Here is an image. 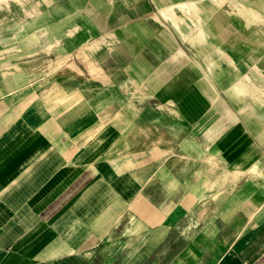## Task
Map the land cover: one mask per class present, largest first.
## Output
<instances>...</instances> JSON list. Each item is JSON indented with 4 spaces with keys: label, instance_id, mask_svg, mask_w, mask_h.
Here are the masks:
<instances>
[{
    "label": "crops",
    "instance_id": "crops-1",
    "mask_svg": "<svg viewBox=\"0 0 264 264\" xmlns=\"http://www.w3.org/2000/svg\"><path fill=\"white\" fill-rule=\"evenodd\" d=\"M149 2L139 0L124 14L114 15H124L131 23L123 28L118 25L111 34L107 27L103 30L102 40L110 44L109 48L106 44L104 47L102 40L82 43L80 65L69 60L60 68L64 71L74 63L82 75L71 71L74 78L64 79V87L48 89L46 94L38 90L37 96L43 95L45 99L40 97L32 104L19 102L10 106L3 99L8 89L1 87L0 264L264 263V250L253 244L260 239V234L233 230V219L237 215L244 218L242 223L248 224V214H244L243 209H249L254 200L225 201L223 204L210 200L207 206L200 207L208 208L209 213L204 231L186 237L183 233L174 234V230L191 210L202 203L194 195L201 189L191 190L171 203L169 193L178 188H170L165 180L164 166L158 167L157 163L146 169L144 181L138 178L140 185L129 190L121 189L120 184L114 187L102 176L87 187L94 178L93 172L85 170L83 159L72 162L69 153L74 145L73 139L89 128L92 105L104 108L105 102L113 101L108 113L115 105L118 106L116 112L121 106L132 104L129 127L136 126L139 133L150 135L145 140L153 146L171 142L180 146L190 131L194 144H197L196 139L201 144V129L207 124V151L203 155H189L192 161L202 162V157L208 155L217 163L225 162L224 171L229 170L227 162L234 164L229 171L246 170L258 162L264 173V141L245 138L235 141L227 138V130L219 132L218 122L227 127L232 110L225 101L218 105L221 94L218 96L211 87L216 61L210 58L214 62H209L208 70H205L195 58H191L192 61L175 58L182 47L178 46L173 32L158 15L156 28L150 27L141 33L132 30L134 22L154 13ZM166 7H171L174 12L178 7L184 12L180 3ZM89 50L96 52L92 60L88 59ZM231 61L233 65V59ZM91 69L93 73L89 72ZM26 79L37 84L28 74ZM201 81L208 82L211 88L203 90ZM35 84L34 88L32 85L25 88L22 83L21 89L37 90ZM241 133L238 131L235 136L238 138ZM136 134L129 139L127 148L111 162L117 176L129 172L136 174L131 169L125 172L122 168L125 163L131 168L132 159H136L133 158L138 154L136 151L125 155L136 143ZM250 135L258 137L261 134L254 132ZM220 137L225 138L218 141ZM106 140L107 137L103 136L101 140H91L84 145L78 137L76 142L80 148L87 146L92 154H97ZM184 157L187 156L180 159H186ZM207 165L210 173L216 171L211 164ZM239 192L258 194L264 193V189L256 186ZM191 194L193 197L186 203L185 199ZM141 201L150 211L141 207ZM89 208L95 211H88ZM152 209L157 212L156 216ZM201 210L196 217L199 222L204 216ZM217 210L223 212L218 215ZM261 223L264 224V220ZM163 225L167 230L160 240L156 237ZM215 241L221 246L219 251L212 248Z\"/></svg>",
    "mask_w": 264,
    "mask_h": 264
},
{
    "label": "rangeland",
    "instance_id": "rangeland-1",
    "mask_svg": "<svg viewBox=\"0 0 264 264\" xmlns=\"http://www.w3.org/2000/svg\"><path fill=\"white\" fill-rule=\"evenodd\" d=\"M138 1L51 0L48 4L45 0H4L0 6V58L6 64L17 68L21 67L32 74L33 81L37 82V84L29 82L26 79L22 82L23 87L28 88L32 85V88H34L33 85L35 84V87L41 90V94H46L48 89L58 90L64 87L62 85L64 79L74 78L70 69L65 68L64 71H61L60 63L73 60L79 64L81 60L79 48L81 45L101 41L104 35L103 30L106 27L108 33L111 34L115 27L117 29L118 25H120L119 28L129 25L130 21L124 15L117 17L114 15L117 13L124 14L131 5L138 3ZM149 1L150 8L154 13L149 17L134 22L132 30L141 33L150 27L156 28L155 26L159 24L156 16L158 15L166 23L171 32H173L178 46H181L190 58L198 60L205 70H208V58L211 56L217 63L213 71L212 80L221 94L218 105L220 102L224 103L225 101L232 110L230 112L232 117L228 121L227 127L223 122L222 124L218 122V126L221 127L219 132L224 133L227 130V138L236 139L235 141L242 138L257 140L258 142L264 141V108L252 102H241L233 99L225 92L230 83L239 76L245 73L254 74L253 68L255 66L264 71V0H230L224 5L223 9L209 0ZM183 2L196 3V7L199 9V12L196 14V19L200 18L203 22V28L207 38L206 43L192 45L190 42L183 40L180 33L165 21L163 16L158 12L160 7ZM245 7H251L258 11L262 15L263 20L248 28L243 13H241V9ZM175 13L183 18V13L178 7L175 8ZM182 28L189 36L194 35L192 29H196L195 21L184 19ZM157 38L159 39V33L157 34ZM102 42L104 47L105 44L108 48L110 47V44L103 40ZM210 45L212 47H209ZM215 45L221 46L222 48H218L231 56L234 65L220 57L217 48L213 47ZM189 46H194V48ZM95 54L96 52L89 50L88 59H94L96 57ZM9 79L7 75H2L0 71V82H3V84H0V93L3 94L2 88L4 90L8 89V93L4 95L3 99L9 105H16L19 104L20 100L24 97L22 94L26 91L20 89L15 94L14 92H9L12 89ZM257 81L264 88V79L259 78ZM200 85L203 90L211 88L206 81H201ZM19 87L22 86L20 85ZM40 97L41 99H45L43 95H38L34 98H27L20 103L30 102L32 99L38 100ZM137 101V105H140L139 100ZM110 105L113 104L107 103V106ZM131 105L126 104L119 109L130 112ZM92 106V111L89 114L91 119L96 111L103 109V107H98L97 104ZM117 107L115 105L113 109L111 108L108 113V118L113 116ZM238 131L242 132V136L237 138L235 133ZM207 132L208 128L206 124V128L201 129V144H198V139L195 140L197 144H194L190 131L180 146L175 142L162 146L159 145L165 152L158 157L153 155V144L151 145L148 140H145V137H149L150 135L137 132L136 137L138 139L136 143L131 147V151L125 154L128 156L130 153H135L134 151H136L138 154L133 157L136 159H132L131 168H129L128 163L123 164L122 168L125 172H128L129 169L135 171L138 178L144 181V173L146 169L151 167L150 165L157 163L158 167L164 166L167 174L165 180H167L168 185L170 188H178L174 189L175 191L172 193H169L168 197L171 203L180 200L182 196L187 195L191 190L201 189L194 195L196 200L202 203L195 210H191L188 217L174 230V234L183 233L186 234V237H191L195 232L204 231L206 225L204 223H206L209 213L208 208L200 207L207 206L210 200L221 201L222 204L225 201L254 200V203H252L249 209H243V213L248 214V224L242 223V221L244 222V218L237 215L233 219L235 223L233 230L238 233L260 234V239L254 241L253 244H257L258 248L264 250V224L261 223L264 220L262 219L264 218V193L257 194L249 192L242 194L239 192L241 189L251 190L256 186L263 190L264 180L255 181V179L247 176L236 182L228 181L224 179L225 171L222 169L223 167L226 168L224 166L226 165L225 162L218 161L222 166L210 173L207 163L192 161V157L189 155L196 153L203 155L207 151ZM254 132L260 133L261 135L252 137L250 133ZM224 138L220 137L218 141ZM77 139L78 136L73 139L74 145L70 153L72 156H76L79 153ZM181 156H187L190 159H180ZM81 161L85 163L86 160ZM227 163V169L230 170L234 167V164ZM119 178L122 179V176L116 177V184H120L122 186L121 189L126 190L128 182L121 183V179ZM204 180L207 182L203 184L202 182ZM241 186L244 187L242 188ZM209 190H212V192L210 193ZM226 190L228 191L226 192ZM192 197L193 194L189 195L185 199V202L187 203ZM200 209H202L201 211L204 216L199 222V218L197 219L196 217ZM88 211H95V209L91 210L89 208ZM152 212L157 214L154 209H152ZM217 212L219 215L223 210H217ZM166 228L167 226L163 225L160 234L156 238L161 240L167 230ZM158 241L157 243L159 244L160 241ZM220 247L219 242L215 241L212 248L213 250L219 251Z\"/></svg>",
    "mask_w": 264,
    "mask_h": 264
},
{
    "label": "bare ground",
    "instance_id": "bare-ground-1",
    "mask_svg": "<svg viewBox=\"0 0 264 264\" xmlns=\"http://www.w3.org/2000/svg\"><path fill=\"white\" fill-rule=\"evenodd\" d=\"M3 1L4 0H0V6ZM45 1L48 4L51 2V0H45ZM202 1H206V0H202ZM209 1H212L213 3L217 4L219 8L223 9L224 5L228 3V1L230 0H209ZM180 5L184 6L183 16L185 17V19H191L195 21L196 29H192V32L194 33V35L192 36H189L183 31L182 24L184 19L182 17H179L172 10L171 7H161L160 13L168 22H170L171 25H173L179 32H181L180 34L183 36V38L186 41L190 42L192 45H196V44L201 45L206 43L207 38H206L205 30L203 28V22L200 18L196 19V14L199 12L198 7H196V3L183 2L180 3ZM241 13H243L248 28L252 27L254 24L259 23L263 20L262 15L251 7H245L241 9ZM217 52L219 53L220 57L223 60L229 63L232 62L231 61L232 58L227 52L219 48H217ZM175 58H177L178 60L187 59L192 61L190 56L182 49H179L176 52ZM210 58L211 56L208 59L209 62L212 64L214 61ZM63 65L64 62L60 63V68ZM68 68L77 75L79 76L82 75V71H80V69L76 66V64L71 63L69 64ZM253 70H254V74L245 73L239 76L236 80L232 81L230 85L227 87L226 91L228 95L231 96L233 99H236L241 102H252L264 108V88L261 87L257 81L259 78L264 79V71L257 66H255ZM0 71L2 75H7V78L8 79L10 78L9 81L11 83L12 89L9 92H14V94L16 93V91L22 88L19 86L22 84V82H24L26 78V74H28L33 80L32 74L27 72L25 69H22L21 67L17 68L15 66L8 65L4 62L2 58H0ZM89 72L93 73L94 70L91 69ZM14 76H17V78H15ZM211 87L213 88V90H216V94L219 96L220 93L212 82H211ZM37 91L38 89L34 91L32 89L27 90L23 94V96H27V97L26 98L23 97L20 100V102L27 98H31V97L34 98L32 94H35V96H37L38 94V93L36 94ZM141 94H144V91H141ZM33 101L34 99H32L29 104H32ZM107 103L113 104V101L105 102L104 103L105 106L103 109H100L96 112L94 111L95 114L92 115L93 120L89 118L90 120H92L90 121L89 128L78 135L79 140H82L84 145H86L91 140H101L103 136H106L108 140L103 142L101 151L98 152L97 154H92L89 150V147L86 146L85 148H80L79 145H77L79 149V153L76 156H72V162L79 161L80 159L83 160L85 159L86 160L85 170L89 169L94 174L93 180L90 182V184L87 187L91 186L96 181L97 177L99 178V176L106 177L112 183V185L116 187L117 175L114 172L113 168L111 167V162L117 158L118 154L122 150L127 148L129 139L135 133L140 131V129L136 126L134 127L132 126L131 128L129 127L130 126L129 122L132 120V117L127 110L118 109L113 114L112 117L108 118L107 109L112 105L107 106ZM152 152L155 157L156 156L158 157L159 155H162L165 152V150L160 148L158 145L154 144L152 148ZM184 158L189 160L187 157ZM202 162L211 164L213 169L220 168L217 161H215L213 157L210 159L208 155H204L202 157ZM247 175L252 179H264V173L261 172L258 162L253 163L246 170H241L240 168L231 171L225 170L224 179L228 181L236 182L237 180L243 177L246 178ZM127 182L128 185L126 190L135 187V185L136 186L140 185L137 175L130 172L123 175L121 179V183H127ZM206 182L207 181L204 180L202 183L204 184ZM140 204L141 207H143V209L150 211L146 203L141 201ZM106 211L107 209L105 210V212ZM152 214L156 216L154 212H152Z\"/></svg>",
    "mask_w": 264,
    "mask_h": 264
}]
</instances>
